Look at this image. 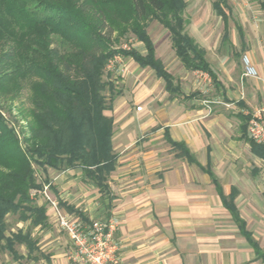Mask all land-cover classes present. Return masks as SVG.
Listing matches in <instances>:
<instances>
[{"label": "trees", "instance_id": "obj_1", "mask_svg": "<svg viewBox=\"0 0 264 264\" xmlns=\"http://www.w3.org/2000/svg\"><path fill=\"white\" fill-rule=\"evenodd\" d=\"M187 6L186 0H0V95L16 96L28 86L31 103L23 138L0 109V252L9 251L19 260L25 257L17 252V245L27 247V259L38 249L31 229L9 236L6 221L8 215L19 213L23 220H30L31 228L47 227L46 206L31 198L32 190L43 187L38 169L80 168L104 197L115 199L108 179L118 156L112 143L114 119L106 112L113 109L119 92L105 79L111 60L130 58L153 70L171 97L182 95L156 56L148 32L151 22L170 32L175 55L186 69L202 71L220 86L206 50L186 31ZM261 7L264 10V0ZM213 8L224 20L226 42L231 6L228 0H215ZM129 33L144 45L145 54L116 47ZM242 117L247 130V118ZM167 140L193 161L183 144L171 141L168 134ZM250 142L253 151L264 157V145ZM214 181L241 232L264 259L233 202H227Z\"/></svg>", "mask_w": 264, "mask_h": 264}, {"label": "crops", "instance_id": "obj_2", "mask_svg": "<svg viewBox=\"0 0 264 264\" xmlns=\"http://www.w3.org/2000/svg\"><path fill=\"white\" fill-rule=\"evenodd\" d=\"M230 17L229 39L225 42L222 38L224 45L230 43ZM224 28L223 20V37ZM239 32L242 40L241 28ZM217 77L220 86L213 83L228 101L229 93L218 74ZM158 79L164 83L170 99L168 114L156 110L162 121L158 116H147L138 101L134 111L126 102L113 104V109L109 110L108 116L114 119L112 143L118 159L108 185L115 199L110 201L104 197L100 189L87 180L82 169L75 168L60 171L52 179L60 191L54 192L55 195L65 204L61 206L68 212L71 211L65 206L75 209L71 213L87 220L118 219L116 237L121 242L125 264H264L255 246L241 232L214 181L227 202H233L251 239L264 254V157L252 149L243 114L240 109L233 112L229 122V116L220 111L206 116L202 106H177L176 100L189 101L195 94H185L174 77L182 95L173 98L165 82ZM261 89L260 98L252 103L239 100L237 105L256 107L264 101V84ZM138 106H142L141 111L136 110ZM232 124L238 127L235 134L231 131ZM146 127L155 128L164 140H140L141 131ZM167 134L171 141L189 150L193 161L167 140ZM246 146V151L241 150ZM73 173L75 182L66 181ZM72 185H75L74 190ZM71 195H75V206L66 198ZM38 205L46 206L45 202ZM46 210L47 227H35L41 231L38 249L27 259L29 251L21 245L24 252L20 254L26 263L14 264H70L69 240L64 234L65 238L53 234L47 206Z\"/></svg>", "mask_w": 264, "mask_h": 264}, {"label": "rangeland", "instance_id": "obj_3", "mask_svg": "<svg viewBox=\"0 0 264 264\" xmlns=\"http://www.w3.org/2000/svg\"><path fill=\"white\" fill-rule=\"evenodd\" d=\"M186 1L188 4L185 12V18L188 20L186 31L196 39L200 46L206 48L208 60L218 74L225 90L229 93L228 101L223 98L221 90H217L212 79L206 73L185 69L175 56L171 47L170 33L167 29L157 21H153L148 27V32L155 43L157 56L164 62L176 80L181 83L185 94H195L193 99L189 101H183L179 98L175 101L178 104L177 106H185L186 108L202 106L206 111V116L214 115L220 111L229 116L227 121L230 122L233 118L230 117L233 116V112L241 109L237 105L239 100L252 103L262 96L261 85L264 84V10L261 7L262 0H228L231 6L230 43L225 45L222 44L223 20L216 14L212 6L215 0ZM240 28L243 34L242 40L239 32ZM116 47H130L143 54L146 53L144 45L131 33L123 37L116 44ZM245 55L249 56L252 63L259 69L258 78L244 77L242 58ZM106 71L105 79L112 82L115 90L119 92L113 102L115 106L118 103L126 102L128 108L134 111L138 101V104L144 106V113L147 116H158L160 118V114L156 113L157 109L168 114L170 106L168 101L170 99L164 89V83L156 77L151 69L139 67L130 58L117 56L108 65ZM29 96L28 86L16 96L14 94L0 95V109L5 118L20 133V138H23L21 131L26 128L30 120V117H27V110L31 107ZM106 114L110 115V112L107 111ZM233 120L236 123L239 122L236 118ZM160 121H162L161 118ZM236 125L232 124L231 127L234 134L238 128ZM141 132L140 140H164L155 128L146 127ZM241 150L246 151L247 146L242 147ZM59 172L53 169L43 172L38 169V181L44 184L46 183V177L48 181L52 180ZM74 179L75 173L71 174L66 181L75 182ZM56 187L53 184L54 192L59 191ZM74 188L75 185H72L71 189L74 190ZM66 198L75 206V195ZM34 202L38 204L45 201L42 197H38L34 199ZM6 221L9 236L20 229L25 231L31 229L32 236L35 239L39 241L41 238L40 229L31 228L30 221L23 220L19 213L8 215ZM53 226V234L65 238L66 235L63 236V233L58 230L54 223ZM16 250L19 254L24 252L21 245H17ZM15 262L26 263L24 259L15 260L9 251L0 252V264H14Z\"/></svg>", "mask_w": 264, "mask_h": 264}, {"label": "built area", "instance_id": "obj_4", "mask_svg": "<svg viewBox=\"0 0 264 264\" xmlns=\"http://www.w3.org/2000/svg\"><path fill=\"white\" fill-rule=\"evenodd\" d=\"M242 61L244 77L258 78L259 72L250 57L245 55ZM136 110L141 111L142 106H138ZM239 112L247 118L249 138L257 144L264 145V101L251 109L241 108ZM52 187L53 181L49 180L41 189L32 190L31 198L44 199L50 212V219L68 238L70 264H125L121 255V242L116 237L118 219L110 217L85 220L76 216L75 213H70L61 206Z\"/></svg>", "mask_w": 264, "mask_h": 264}]
</instances>
